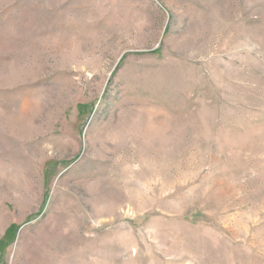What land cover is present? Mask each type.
<instances>
[{
	"label": "rangeland",
	"instance_id": "obj_1",
	"mask_svg": "<svg viewBox=\"0 0 264 264\" xmlns=\"http://www.w3.org/2000/svg\"><path fill=\"white\" fill-rule=\"evenodd\" d=\"M0 264H264V0H0Z\"/></svg>",
	"mask_w": 264,
	"mask_h": 264
}]
</instances>
